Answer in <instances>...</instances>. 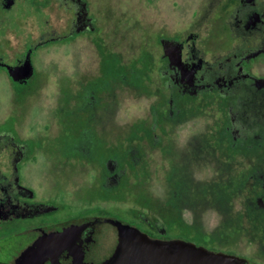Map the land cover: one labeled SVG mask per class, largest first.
Returning <instances> with one entry per match:
<instances>
[{
	"label": "flooded vegetation",
	"instance_id": "af4514ba",
	"mask_svg": "<svg viewBox=\"0 0 264 264\" xmlns=\"http://www.w3.org/2000/svg\"><path fill=\"white\" fill-rule=\"evenodd\" d=\"M110 3L0 0V97L28 96L38 52L52 45H76L80 38L92 43L102 70L120 71L156 97L148 107V119L124 142L122 138L112 144L103 137L98 129L107 124L79 121L83 109L76 122L65 128L54 122L56 132L51 139L62 144V155L65 143L93 153L99 161L98 166L88 165L99 195L77 210L64 191L48 199L43 170L32 176L31 167L43 152L41 141L21 137L12 115L0 121V264H18L23 251L46 230L73 222L82 223V228L42 264H103L119 244L123 222L155 240H184L221 251L193 241L178 215L150 219L130 209L125 193L152 174L169 179L166 189L172 198L181 179L187 178L188 171L171 158L179 123L174 118L211 113L219 134L216 144L222 142L229 156L264 154V0H202L188 20H178L171 30L138 22L142 6L134 11L131 2L121 13L113 11L115 18H111ZM127 27H138L135 45L133 39H124ZM112 34H120V41L112 40ZM96 78L92 77L100 79ZM79 82L73 84L72 93L77 112L82 96ZM43 129L48 134L50 124ZM77 161L84 162L81 157ZM166 161L170 166L165 173ZM250 170L242 187L255 173ZM253 188L255 210L264 209L261 187L248 189Z\"/></svg>",
	"mask_w": 264,
	"mask_h": 264
},
{
	"label": "rangeland",
	"instance_id": "374dc122",
	"mask_svg": "<svg viewBox=\"0 0 264 264\" xmlns=\"http://www.w3.org/2000/svg\"><path fill=\"white\" fill-rule=\"evenodd\" d=\"M127 1L134 11L138 10L136 6H142L140 16L136 17L138 22L150 28L159 25L161 30H171L177 27L178 20H188L192 8L202 0H111L110 17L115 18V10L120 13L125 10ZM137 28L127 27L126 42L133 39L135 45L140 36ZM115 37L119 42L120 34H112V40ZM77 42L76 45H52L38 52L35 81L28 96L0 97V121L12 115L21 137L41 141L43 152L31 167L32 176L37 177L43 170L48 199L64 191L75 210L89 206L99 195L95 190L96 181L88 170V165L98 166L99 161L93 153L86 154L65 143L62 155V144L51 139L56 132L54 122H61L65 128L76 122L77 114L83 109L79 121L107 124L98 131L115 144L122 138L124 142L133 137L148 119L150 103L156 100L151 92L136 87L120 71L102 70V61L88 40L80 38ZM85 63L86 66H81ZM103 72L108 75L103 76ZM99 73L102 76L98 77ZM95 75L100 79L94 81ZM77 81L81 83L82 93L78 112L74 110L72 94ZM194 115L172 120L179 123L171 158L184 167L185 173L188 171L187 178L181 179L172 198H168L165 181L169 179L147 175L144 184L137 182L125 193L128 207L144 212L150 219L178 215L193 241L248 258L250 264H263L264 209L255 210L254 188L251 191L248 188L259 186L264 193V154L229 156L222 142L216 144L219 134L211 113ZM46 123L50 124L48 134L43 129ZM79 157L84 162L77 161ZM167 162L165 173L170 166ZM249 167L255 173L242 187ZM253 181L255 185L251 186Z\"/></svg>",
	"mask_w": 264,
	"mask_h": 264
},
{
	"label": "water",
	"instance_id": "95a60500",
	"mask_svg": "<svg viewBox=\"0 0 264 264\" xmlns=\"http://www.w3.org/2000/svg\"><path fill=\"white\" fill-rule=\"evenodd\" d=\"M82 226L73 222L46 230L23 251L18 264H42L53 258ZM119 234L114 254L103 264H246L245 258L192 242L152 239L124 222Z\"/></svg>",
	"mask_w": 264,
	"mask_h": 264
}]
</instances>
